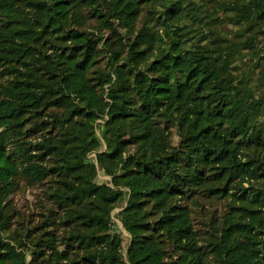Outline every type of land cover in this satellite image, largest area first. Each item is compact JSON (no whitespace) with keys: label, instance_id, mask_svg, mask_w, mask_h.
<instances>
[{"label":"trees","instance_id":"16d2710c","mask_svg":"<svg viewBox=\"0 0 264 264\" xmlns=\"http://www.w3.org/2000/svg\"><path fill=\"white\" fill-rule=\"evenodd\" d=\"M217 2L238 23L264 20V0ZM198 4L0 0V197L18 177L55 175L50 196L66 223L56 264H209L181 202L197 194L229 201L210 247L217 264H264V98L235 82L237 45L211 27L196 29L208 10ZM51 41L53 55L39 57ZM47 106L64 111L62 136L37 143L38 155L14 147L5 134L17 140L27 118ZM91 152L109 183L97 182ZM49 156L51 168L37 165ZM122 200L125 248L111 219ZM0 264L37 262L0 232Z\"/></svg>","mask_w":264,"mask_h":264},{"label":"rangeland","instance_id":"374dc122","mask_svg":"<svg viewBox=\"0 0 264 264\" xmlns=\"http://www.w3.org/2000/svg\"><path fill=\"white\" fill-rule=\"evenodd\" d=\"M218 0H196L199 9L203 12L204 20L196 25V29L206 30L213 28L224 44L229 46L237 45L238 52L233 55L230 64V71L235 82L243 81L246 87H250L252 98H264V20L255 19L249 24L238 23L233 12L225 14L217 6ZM3 20L0 16V26ZM86 28L95 30L98 34L110 37V31L100 27L98 24L84 23ZM152 26V25H151ZM117 28V33L124 37V30ZM114 38V37H113ZM46 44L40 48L39 57L53 55L55 43ZM116 48V42L112 44ZM109 50V48L107 49ZM123 56V55H122ZM36 70L43 72L41 63H37ZM45 78V76H42ZM64 111L53 107L44 109L30 115L26 120L22 135L16 138L14 131L8 132V136L14 147L22 143L31 154H40L37 143L49 142L53 137L59 138L66 131L68 124L64 122ZM97 124V123H96ZM2 128L0 127V131ZM98 133V131L96 130ZM168 135L171 136L172 147L178 141L175 129H171ZM102 150L104 149V141ZM127 148L133 151L134 146ZM101 151V150H100ZM42 157V156H41ZM88 157L94 160L97 167L96 180L99 183H109L111 176L104 173L96 161L95 152ZM56 158L49 156L39 160L38 164L42 169H49L55 164ZM57 178L50 174L40 182H31L18 177L15 180L13 190L6 198L0 197V232L5 239L12 240L19 250L23 251L29 259H35L37 264H56V257L53 249L64 246L63 238L66 236L65 213L59 209L51 192L57 188ZM181 202L187 203L192 210V222L196 230L198 244L206 254L209 264H217L218 259L210 253V247L218 241L219 233L223 228L225 215L228 212V200L219 197H208L205 194L193 195ZM125 205V201L118 202L111 212V219L114 229L121 232L124 241L123 247L127 245V233L119 221V211Z\"/></svg>","mask_w":264,"mask_h":264}]
</instances>
